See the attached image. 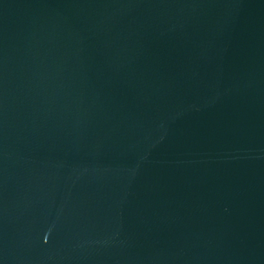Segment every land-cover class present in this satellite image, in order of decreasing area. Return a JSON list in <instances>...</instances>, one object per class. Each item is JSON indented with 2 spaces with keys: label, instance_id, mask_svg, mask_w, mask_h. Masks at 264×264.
Wrapping results in <instances>:
<instances>
[{
  "label": "water",
  "instance_id": "obj_1",
  "mask_svg": "<svg viewBox=\"0 0 264 264\" xmlns=\"http://www.w3.org/2000/svg\"><path fill=\"white\" fill-rule=\"evenodd\" d=\"M0 264H264V0H0Z\"/></svg>",
  "mask_w": 264,
  "mask_h": 264
}]
</instances>
